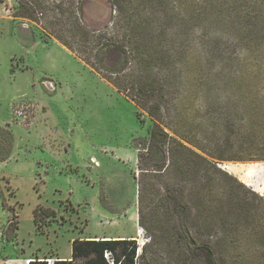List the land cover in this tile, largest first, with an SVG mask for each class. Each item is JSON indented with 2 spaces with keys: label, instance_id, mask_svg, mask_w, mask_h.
Wrapping results in <instances>:
<instances>
[{
  "label": "rangeland",
  "instance_id": "rangeland-1",
  "mask_svg": "<svg viewBox=\"0 0 264 264\" xmlns=\"http://www.w3.org/2000/svg\"><path fill=\"white\" fill-rule=\"evenodd\" d=\"M63 1L73 8L78 3ZM131 1L140 4L169 50L171 76L163 66L154 72L167 75L170 87L180 79L189 88L184 113L210 134L205 142L210 150L234 157V150L221 146L234 138V96L264 98V78L254 85L234 80L235 69L264 68V0ZM102 2L108 14H97L95 25L88 1L82 4L81 19L93 30L113 22L114 8ZM16 5L17 0H0V128L14 132L11 150L15 147L13 160L0 163V264L70 261L76 239H133L142 246L149 238L137 223L136 146L151 122L59 43L55 29L64 20L53 21L49 11L33 21L14 19ZM118 61L110 52L105 65ZM253 118H264V109ZM214 162L228 166L223 171L264 200V161ZM42 209L53 210L54 217H43ZM257 246L249 241L250 250Z\"/></svg>",
  "mask_w": 264,
  "mask_h": 264
},
{
  "label": "trees",
  "instance_id": "trees-1",
  "mask_svg": "<svg viewBox=\"0 0 264 264\" xmlns=\"http://www.w3.org/2000/svg\"><path fill=\"white\" fill-rule=\"evenodd\" d=\"M77 1L73 8L63 0H17L13 17L33 21L36 14L49 11L53 21L64 20L55 29L59 43L76 52L148 117V136L136 150L137 223L149 240L139 246L133 239H76L71 260L55 264L80 259L86 264H257L261 259L264 264V200L214 162L264 161V118H253L264 109V98L234 96V138L221 146L235 155L217 154L205 144L210 134L201 130L194 115L183 111L189 88L180 79L171 87L167 84L172 73L166 62L169 50L140 4L109 0L115 13L111 27L93 30L80 16L84 0ZM110 52L119 61L106 66ZM159 66L168 76L154 72ZM261 78L264 68L234 70L240 85H254ZM249 111L253 115L249 119L236 116ZM12 142L11 132L0 128V161L9 158ZM39 211L34 210V223ZM41 211L43 217H54L53 210ZM250 240L258 243L255 249L250 250Z\"/></svg>",
  "mask_w": 264,
  "mask_h": 264
},
{
  "label": "water",
  "instance_id": "water-1",
  "mask_svg": "<svg viewBox=\"0 0 264 264\" xmlns=\"http://www.w3.org/2000/svg\"><path fill=\"white\" fill-rule=\"evenodd\" d=\"M87 1L89 3L88 18L91 20L90 22L93 25H95L96 23H98L97 14L102 13L103 16H106L108 14V9H107L108 7L106 6L105 2H102V0H87ZM48 88L52 90L53 85L50 84ZM216 162H219V161H216ZM217 167L222 169L221 165H217Z\"/></svg>",
  "mask_w": 264,
  "mask_h": 264
},
{
  "label": "crops",
  "instance_id": "crops-1",
  "mask_svg": "<svg viewBox=\"0 0 264 264\" xmlns=\"http://www.w3.org/2000/svg\"><path fill=\"white\" fill-rule=\"evenodd\" d=\"M6 124V123H5ZM3 126V125H2ZM9 130V129H8ZM10 131V130H9ZM14 133V132H13ZM13 133L11 132V134H12V136H14L13 135ZM15 145V144H14ZM13 145V146H14ZM14 149H15V147H13L12 148V150H11V153H10V156L9 157H12L13 156V151H14ZM13 160V158H9V159H6V160H4V161H0V163H9L10 161H12ZM15 162H18V160L16 159V161ZM22 264V263H21Z\"/></svg>",
  "mask_w": 264,
  "mask_h": 264
},
{
  "label": "built area",
  "instance_id": "built-area-1",
  "mask_svg": "<svg viewBox=\"0 0 264 264\" xmlns=\"http://www.w3.org/2000/svg\"><path fill=\"white\" fill-rule=\"evenodd\" d=\"M44 262H46V264H55V260H50V259H45V260H43ZM29 260H27L26 262H25V264H29Z\"/></svg>",
  "mask_w": 264,
  "mask_h": 264
},
{
  "label": "bare ground",
  "instance_id": "bare-ground-1",
  "mask_svg": "<svg viewBox=\"0 0 264 264\" xmlns=\"http://www.w3.org/2000/svg\"><path fill=\"white\" fill-rule=\"evenodd\" d=\"M88 8H89V6H88ZM99 14H100V13H99ZM99 14H98V15H99ZM101 17H102V16H101ZM221 168L224 169V170H228V169H229V167L226 166V165H221Z\"/></svg>",
  "mask_w": 264,
  "mask_h": 264
},
{
  "label": "flooded vegetation",
  "instance_id": "flooded-vegetation-1",
  "mask_svg": "<svg viewBox=\"0 0 264 264\" xmlns=\"http://www.w3.org/2000/svg\"><path fill=\"white\" fill-rule=\"evenodd\" d=\"M17 6V5H16Z\"/></svg>",
  "mask_w": 264,
  "mask_h": 264
}]
</instances>
